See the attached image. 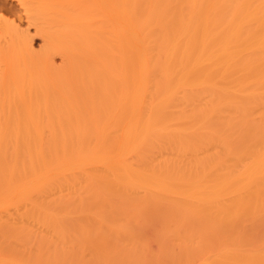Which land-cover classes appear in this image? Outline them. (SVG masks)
I'll return each instance as SVG.
<instances>
[{
  "label": "bare ground",
  "instance_id": "6f19581e",
  "mask_svg": "<svg viewBox=\"0 0 264 264\" xmlns=\"http://www.w3.org/2000/svg\"><path fill=\"white\" fill-rule=\"evenodd\" d=\"M31 19L26 80L0 71V264H264V231H237L264 218V0H54ZM153 219L171 262L145 263Z\"/></svg>",
  "mask_w": 264,
  "mask_h": 264
},
{
  "label": "rangeland",
  "instance_id": "374dc122",
  "mask_svg": "<svg viewBox=\"0 0 264 264\" xmlns=\"http://www.w3.org/2000/svg\"><path fill=\"white\" fill-rule=\"evenodd\" d=\"M53 2L54 0H0V4H2L0 5V45L3 48L0 53V71L2 70L7 78L16 80L19 84L26 80L28 71L27 55L20 50L24 46L23 37H32L34 54L41 52L44 45V35L38 33L31 17L38 16L44 9L53 5ZM13 19L17 29L14 24L12 31L10 23ZM18 21L20 23L17 24ZM4 29L6 32L9 31V34L4 32ZM5 33L6 38L4 37ZM4 38L10 41L8 42L9 46L5 44ZM9 38H12V41ZM54 64L57 67L61 65L59 55L55 56ZM2 213L5 214L6 212ZM136 226L140 229L144 240L145 263L154 258L158 259L160 263H168L173 261L176 255H179L178 244L172 236L164 234L159 219L141 221ZM237 231L243 236L251 237L255 245L260 244L264 231V218L256 216L246 219L239 224ZM169 253H173V256L168 257L167 254Z\"/></svg>",
  "mask_w": 264,
  "mask_h": 264
}]
</instances>
